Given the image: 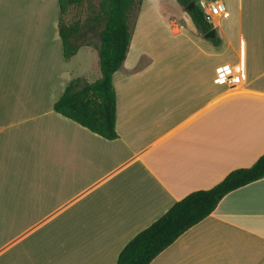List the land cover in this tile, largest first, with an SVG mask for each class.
Segmentation results:
<instances>
[{
  "label": "crops",
  "instance_id": "0c3cea01",
  "mask_svg": "<svg viewBox=\"0 0 264 264\" xmlns=\"http://www.w3.org/2000/svg\"><path fill=\"white\" fill-rule=\"evenodd\" d=\"M218 1L215 45L177 0H141L106 139L54 110L72 78L101 76L97 49L64 58L58 0H0V264H116L175 201L264 153V0ZM148 264H264V177Z\"/></svg>",
  "mask_w": 264,
  "mask_h": 264
},
{
  "label": "trees",
  "instance_id": "16d2710c",
  "mask_svg": "<svg viewBox=\"0 0 264 264\" xmlns=\"http://www.w3.org/2000/svg\"><path fill=\"white\" fill-rule=\"evenodd\" d=\"M191 1L195 4L186 11L196 28L204 34L212 28V24L206 19L197 0H177L183 7ZM80 2L58 0L63 56L69 59L82 44L94 46L98 52L101 76L94 81L72 78L55 101L54 110L106 139H114L118 133L115 129L116 94L112 75L126 56L141 0H98V11L93 19L96 24L87 29L97 36L95 42H80L84 34H79L77 26L61 21L67 6ZM211 40L215 45L220 42L216 35ZM262 177L264 153L250 166L232 169L212 187L187 193L130 238L119 251L116 264H148L185 230L209 215L226 193Z\"/></svg>",
  "mask_w": 264,
  "mask_h": 264
},
{
  "label": "rangeland",
  "instance_id": "374dc122",
  "mask_svg": "<svg viewBox=\"0 0 264 264\" xmlns=\"http://www.w3.org/2000/svg\"><path fill=\"white\" fill-rule=\"evenodd\" d=\"M183 8L186 9L185 7ZM97 11L98 0H81L80 3L67 6L61 15V21L64 24H74L77 26L79 34H84L83 38L80 39V42H95L97 36L91 31H87V29L88 27H91V25L96 24L93 22V19L97 14ZM132 20H134V16H132Z\"/></svg>",
  "mask_w": 264,
  "mask_h": 264
},
{
  "label": "built area",
  "instance_id": "2783aa9c",
  "mask_svg": "<svg viewBox=\"0 0 264 264\" xmlns=\"http://www.w3.org/2000/svg\"><path fill=\"white\" fill-rule=\"evenodd\" d=\"M197 4L209 22H211L213 16L228 15V11L226 10L224 4L218 0H197ZM239 73V68L234 67L231 74L227 77V81L230 85H235L240 81Z\"/></svg>",
  "mask_w": 264,
  "mask_h": 264
},
{
  "label": "water",
  "instance_id": "95a60500",
  "mask_svg": "<svg viewBox=\"0 0 264 264\" xmlns=\"http://www.w3.org/2000/svg\"><path fill=\"white\" fill-rule=\"evenodd\" d=\"M194 4H195L194 1H191V3H190L189 5H187L185 8H186V9H189V8L192 7ZM214 34H215V31H214V29L212 28V29H210L209 31H207V32L204 34V36H205V37H213Z\"/></svg>",
  "mask_w": 264,
  "mask_h": 264
}]
</instances>
